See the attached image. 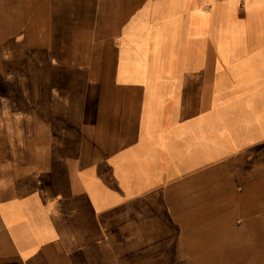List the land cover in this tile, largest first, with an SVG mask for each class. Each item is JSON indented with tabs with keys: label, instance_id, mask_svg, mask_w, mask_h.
Returning a JSON list of instances; mask_svg holds the SVG:
<instances>
[{
	"label": "crops",
	"instance_id": "crops-1",
	"mask_svg": "<svg viewBox=\"0 0 264 264\" xmlns=\"http://www.w3.org/2000/svg\"><path fill=\"white\" fill-rule=\"evenodd\" d=\"M9 48L83 80L96 131L42 195L40 121L0 104V264H105L112 213L120 260L264 264V0H0V80Z\"/></svg>",
	"mask_w": 264,
	"mask_h": 264
},
{
	"label": "rangeland",
	"instance_id": "rangeland-1",
	"mask_svg": "<svg viewBox=\"0 0 264 264\" xmlns=\"http://www.w3.org/2000/svg\"><path fill=\"white\" fill-rule=\"evenodd\" d=\"M10 59L15 64L10 66V71L15 70L19 74V78H8L0 80V104H18L25 106L26 124H33V121H40V128L33 129L29 134H35L40 137L41 143L35 145L40 156L38 167V178L36 179V186L42 195L53 192L56 187V177L68 172L66 166L67 160L75 157L81 151V147L92 148L91 136L95 134L96 128L94 126L80 125V91L84 85L81 79L65 78V76H73L74 74L56 73L48 75L47 67L43 65L38 73V67L33 69V49L32 48H9ZM37 71V73H34ZM70 105L71 111H67V117L64 112H60L61 105ZM62 109V108H61ZM35 119V120H34ZM34 132V133H32ZM220 210L217 209L219 214ZM164 212L151 211V214H163ZM111 222L106 225L105 245L110 255H106L105 264H161V256L157 255H143L138 250L135 254L126 257L113 256L111 253L113 249L119 246L126 247L128 243L119 245L123 239H119V234L129 228V224L125 223L122 218L118 221L116 213L111 214ZM144 224H142L143 226ZM160 226V225H158ZM165 226V225H164ZM202 227L206 225H200ZM217 231L227 230L229 232L238 233L241 224H216ZM222 226V228H220ZM137 227H141L138 225ZM170 229L176 231H183L188 233L192 228L199 227L198 224H174L169 225ZM238 231V232H237ZM121 237V236H120ZM133 240L132 243H134ZM125 242H128L125 240ZM127 244V245H126ZM126 245V246H125ZM132 245V246H133ZM114 257V258H113ZM178 257L168 256V263L177 264L175 261ZM182 264H194V257L187 256L180 257ZM133 263H132V261Z\"/></svg>",
	"mask_w": 264,
	"mask_h": 264
}]
</instances>
